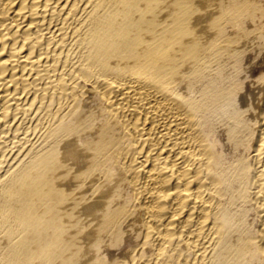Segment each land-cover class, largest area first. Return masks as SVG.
Instances as JSON below:
<instances>
[{
  "label": "bare ground",
  "instance_id": "obj_1",
  "mask_svg": "<svg viewBox=\"0 0 264 264\" xmlns=\"http://www.w3.org/2000/svg\"><path fill=\"white\" fill-rule=\"evenodd\" d=\"M0 264H264V0H0Z\"/></svg>",
  "mask_w": 264,
  "mask_h": 264
}]
</instances>
